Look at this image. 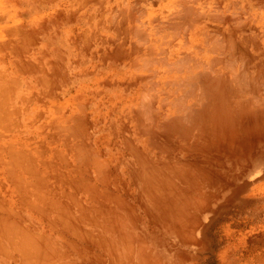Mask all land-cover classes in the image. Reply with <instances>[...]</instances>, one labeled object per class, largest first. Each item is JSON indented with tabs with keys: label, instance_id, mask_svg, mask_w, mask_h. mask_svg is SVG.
I'll return each instance as SVG.
<instances>
[{
	"label": "bare ground",
	"instance_id": "6f19581e",
	"mask_svg": "<svg viewBox=\"0 0 264 264\" xmlns=\"http://www.w3.org/2000/svg\"><path fill=\"white\" fill-rule=\"evenodd\" d=\"M141 1L146 0H116L110 5L113 15L109 12L111 18H107L104 35L96 29L100 37L95 48L100 62L96 72L111 78L105 76L106 79L97 82L101 91L94 89L86 94L90 101H96L97 97L101 100L103 93L109 96L110 103L103 109L95 106L92 112L86 109L88 104L91 105L84 101L86 95L83 100H78L76 92L77 96L73 97L78 98V103H74V113L69 114L61 102L63 106H54L60 111L58 123L54 119L55 122L51 120L49 124L41 121L42 127H37L40 130L36 131L40 132L38 135L42 140H34L32 144L27 137L28 141H18L21 139L17 140L18 135V143L13 139L16 142L13 144L11 138V145L8 142L7 146L3 145L7 148L2 152L8 156H0V168L6 175L0 182V236L3 239L5 236L9 245H13V250L21 257L15 260L21 263L34 259L31 262L35 264L38 261L37 264H147L148 260L160 264L159 260H163L161 256L168 248L166 239L179 243L191 240L213 207L227 204L232 198L250 196L245 193L250 176L264 168V0H164L172 7L171 12L161 18L151 10L143 9L147 5L145 2L141 7ZM238 1L243 2L240 6L244 8L254 5L259 9L258 15L253 11L252 19L245 17H249L245 23V18L238 16L242 12L237 13L240 10ZM62 16L60 13L55 17ZM140 23L148 26L141 27ZM19 29L17 33L21 31ZM160 32L162 35L152 36ZM19 34L22 41L29 37L25 32ZM3 38L0 44L5 43ZM85 40L88 48L90 39L85 37ZM7 44L12 47V43ZM18 46H15L17 54ZM22 46L26 47L22 44L20 48ZM8 49L12 51V48ZM22 52L26 51L23 49ZM19 57L17 62L15 57L12 61L15 66L18 63L24 66V71L26 65L27 68L30 66L28 63L31 67L38 65L25 60L27 57ZM21 59L27 64L23 65ZM36 60L40 59L37 57ZM108 62L113 66L124 62L123 75L127 77L115 79L114 75L118 73L107 72ZM82 65L79 68L86 66ZM31 67L28 68L31 73L37 68L40 70V66ZM118 70L120 72L121 68ZM13 72L17 73L14 69ZM50 72L52 70H48ZM50 77L51 74L46 79L50 80ZM14 79L16 82L17 78ZM46 79H38L41 85L46 84L44 88L50 83ZM51 83L53 87L57 84ZM52 86L50 84L51 88L48 87L49 91L45 90L44 94L52 95ZM7 87L11 86L7 84ZM2 88L1 91L7 89ZM120 95H126L127 100L116 105L113 98ZM71 96H68L70 101ZM50 99L52 101V97ZM88 113L97 117L90 119ZM32 119L37 118L30 121ZM17 124L20 126L21 123ZM43 125H49V131ZM50 142L55 143L54 146H50L53 144ZM15 199L16 205L12 204ZM140 212L153 223L150 226L159 228L158 232L153 231L150 236L138 234L135 215ZM33 216L39 217L37 221L42 220L50 231H54L55 237L47 235L46 238L29 232L30 227L22 228L26 224L22 226L21 223L35 218ZM35 227L32 228L34 231L38 229ZM18 237L21 240L16 241L14 238ZM1 242L0 254L4 256V252H10ZM152 250L160 251L161 255L153 254ZM181 250L178 249L179 253Z\"/></svg>",
	"mask_w": 264,
	"mask_h": 264
},
{
	"label": "rangeland",
	"instance_id": "374dc122",
	"mask_svg": "<svg viewBox=\"0 0 264 264\" xmlns=\"http://www.w3.org/2000/svg\"><path fill=\"white\" fill-rule=\"evenodd\" d=\"M84 1L85 0H83V1L82 0H20V1L19 0H15V1L14 0H0V2H1L0 3V5H1L0 6V12L2 11L3 14L5 13V15H3V16H1L2 13L0 14V30H1L0 31V40L4 37L3 39L5 41V43L0 44V50H2V51H0V59H2V60H0V73L2 74L5 71H7V73L5 72V75L3 74V76L7 75V77H3L2 75H0L1 76L0 84L2 82H4V83H2L3 85L1 84L2 86L0 87V93H1L0 99L3 97V99H1V101H0V102H2V103H0V110H1L0 111V121L3 122V120H4L3 123H0V131H1L0 132V144H1L0 147L2 146L1 147L2 149L0 148V153H2V155H0L1 157H3L4 155L8 156V153L6 154L2 151H6L5 148H7V147H4L3 145H5V146H7L8 144L11 145V143H10L11 141L9 142V140L11 138H12L11 140L14 139L16 142L19 138H21V139H19L18 141H20V140L21 141H23V140L28 141V139H31L33 142L31 140H29V141H31L32 144L34 143V140L36 142H37V140H42V138H41L42 136L40 137L38 135L40 132L37 133V131H36L37 127L41 128L42 122H44L45 124H49V122L51 120L53 123L55 121H56L55 123H58L60 111H57L58 110L57 107H56L57 109H54L55 108L54 106H58V105L63 106L65 104V108L69 111V114H71L74 111V109H76V106L74 103H78V102H76L78 98H79L78 100H83V95L84 96L86 95L85 97L87 98L84 101L91 103V105L90 104L87 105L86 109H89V110L91 109L90 111H92V112L95 111L94 110L95 106L99 105V107L101 106L100 108L103 109L104 105H108L110 103L109 96L108 95L105 96L103 93H101V95H102L101 100L99 99V97L95 98V100L98 103H96V101H94V99L90 101L89 100L90 96L87 97V94H89V92H93L94 89H96L97 92H98V89H99V91H101L102 87H98V85H99L98 83H100V81H101L100 79L103 80V78L105 76H107V78H111L110 75H104V74L100 75L99 72L98 73L96 72L97 68L100 67V65L98 64L99 59H97V57H96V53H95L96 49L95 48L98 46L96 42H98L99 38H100L98 36V33L100 32L102 35H104L103 33L106 30L105 24H106V21L108 20L107 18L108 17L111 18V14L113 15V12L110 11L111 10L110 5H113L114 2H116V0H113V1L112 0H95V2H94V0H92V3H91V0H88V1L86 0L85 4H84ZM100 1H101V3H100ZM107 2H108V4H107ZM145 2H146L147 6H144ZM145 2L143 1L142 4L140 3V6L141 7L144 6L143 9L151 10L153 12V14H155L157 17L160 16L159 18L165 17L167 14H169V12H171L172 6L165 4L164 0H146ZM242 4H243V2H240V1H238V3H237V6H239L240 10H241V11L240 10L237 11L238 10V8H237V10H236L237 13L242 12L240 15L238 13V16H241V18H243V19L247 16H250V19H252V17H253L252 15H254L255 13H256V15H258L259 9L254 7V5H245V8H246L245 9L244 6L243 7L240 6ZM81 5H82V7H80ZM163 5H165V7ZM68 6H70V7H68ZM76 6H78V7H76ZM101 6H103V7H101ZM158 6H159V9H156ZM247 6H250V7H247ZM92 7H93V9L91 10ZM166 7L168 9L167 12H166ZM252 7H253V9H251ZM70 10H71V12H70ZM106 10L108 11V13ZM89 11H91V12H89ZM229 11H233V10L229 9ZM253 11L255 13H253ZM109 12H111V14ZM60 13L63 14V16L61 18H56L55 16L59 15ZM77 13H79V14L76 15ZM90 13H91V15H90ZM98 13L99 14L101 13V14L99 15ZM158 13L160 15H157ZM165 13H166V15H165ZM109 14H110V16H109ZM11 15H13V16H11ZM97 17H98V19H97ZM105 17H106V20H105ZM246 19L248 21L249 17L245 18L244 21H246ZM84 20H85V22H83ZM95 21H96V23H95ZM247 21L245 23H247ZM41 22H43V23H41ZM88 22H91V23H88ZM80 23H82V24H80ZM102 24L104 25L103 26L104 28L102 27V29L104 31L100 28V25H102ZM17 25H18V27H17ZM2 26L4 28H2ZM13 26H14V28H13ZM140 26L141 27H144V26L147 27L148 24L140 23ZM26 27H28V28L26 29ZM19 28H21V31L17 33V31L20 30ZM11 29H12V31H10ZM84 29H86V30L84 31ZM96 29H99V32ZM90 30L94 31L95 33L90 34V32H89ZM7 31H9L10 33H7ZM107 31H108V29H107ZM23 32H25V35L27 34L26 35L27 37L29 36L28 41H30V37H31L34 40L33 41L34 43L32 42V39L30 42L26 41V39H28L26 37H24L25 41L24 40L22 41V38H21L19 33H23ZM55 32H56V34H55ZM81 32H82V34H81ZM6 34H8V35H6ZM65 34H67V35H65ZM92 34H95V36H93ZM160 35H162V32H160L158 34L155 33L152 36L158 37ZM6 36H9V38L5 39V38H7ZM22 36H23V34H22ZM47 36H48V38H47ZM76 36H77V38H76ZM13 37L15 38V41H14ZM85 37L90 39L89 40L90 42H88V43H90V44H88L89 45L88 48H86V46H85L86 44L84 43V41L87 42L85 40ZM18 38L21 40L22 43L19 42L20 40ZM17 39L19 41H16ZM50 39L53 40V41H51L52 43L50 42ZM6 40H9V41H7L8 43H12V47H11V44H7ZM2 41L3 40H1L0 42H2ZM11 41H14V42H11ZM15 42H17L18 44L20 43V45L18 46V44H16ZM23 42H25V43H23ZM15 44L19 47V48L16 47V50H18L19 54H17V51L15 52V46H16ZM22 44L26 45V47L22 46V48L26 52H22L23 49L20 48V46ZM80 44H81V46L82 45L83 46L81 47ZM64 46L66 49L64 48ZM4 47H6L7 49L12 48V51H11V49L7 50ZM92 47L94 48V50ZM39 48H40V50H39ZM13 49H14V51H13ZM61 50H63V51H61ZM67 50H68V52L70 50L72 52L70 51L71 53L70 52L67 53ZM65 51L67 54L64 53ZM35 52H36V54L38 52V54H37L38 56L34 54ZM89 52L91 54H89V56H88ZM18 55L22 56L21 58L24 57V59L27 57V59H25V60H27L28 62L33 61L32 63H34V64L38 63V65L36 64V66L37 67L40 66L39 67L40 70H38V68L36 69V71L32 70V73H35L32 75L31 70L28 69L29 67H31V64L28 63L30 66H28V68H27V65H26L27 61H26V63H24V61H25L24 59H21V60L23 62V65L24 64L26 65L25 66L26 71H24V68H23L24 66L23 67L20 66L21 64H19V63L16 64V66H15V64L12 61L13 60L12 58L13 57H15L14 59L20 58ZM35 56H37L40 60H36L37 57H35ZM66 58H68V59H66ZM17 59L15 60L16 62H17ZM18 62H19V60H18ZM22 62L20 61V63H22ZM88 62H89V64H88ZM42 63H43V65L41 66ZM123 63L124 62H122L120 64H116L115 66H113V64L108 62L107 72L109 74H113L114 72L118 73V74L114 75L115 79L126 78L127 76L123 75L124 71L126 69L125 67L122 66ZM48 64H50V65H48ZM84 64L86 66H84ZM18 65L20 66L19 67L20 71L23 68V70L21 72H19V70H16ZM81 65L84 67L79 68V67H81ZM36 66L33 65V67H31V69L36 68ZM48 66L50 67V69L48 68ZM2 67L3 68L5 67L3 69L4 71H2ZM116 68H118V69L121 68L120 72ZM13 69L15 71H17V73L13 72ZM78 69H81V70L78 71ZM44 70H45V72H44ZM48 70L49 71L52 70V72L48 73ZM53 70L56 72V74L53 73L54 72ZM23 71H24V74H22ZM27 71H29V72H27ZM46 72H47V74H46ZM10 74H11V76L12 75L13 76L11 77ZM50 74H51V77H50L51 81L46 79V78H48V76ZM2 77L7 79V80L6 81H5V79L3 80ZM14 77L17 78V81H16L17 83L15 82L16 79H14ZM31 77H32V79H31ZM52 77H53V79H55L54 81H53V79H51ZM10 78H12V80ZM29 78H30V80H29ZM42 78L46 79V82H50L49 84L47 83L49 86L44 88L43 86L46 84L41 85V83H40L41 81H39V83H38V79L41 80ZM27 79L30 82L32 80L33 82H31V83H34V84H31ZM104 79H106V77ZM8 81L11 83L13 82V83L12 84L8 83ZM43 81H45V80H43ZM51 82H55L53 84L57 83L55 85V87L52 86ZM42 83H44V82H42ZM7 84L9 87L11 86L10 88H12L15 92L14 91H13V93H12V91L10 92V88L7 87ZM37 84H39V88H37L38 87ZM50 84L53 88L52 89L53 91H51V93L54 92V93H52V95L54 94L55 96H52L49 92L47 94H49L50 97H52V101L47 94H44L46 91H49V90H47L48 87H49V89L51 88ZM12 85L15 86V88ZM28 86H29V88H27ZM40 86L42 88H40ZM95 86H97V88H95ZM2 87H6L8 90L4 88V90L1 91ZM31 88L33 90H31ZM79 88H81V90ZM90 88H93V89H90ZM38 89L40 90V92ZM29 90H31L32 92H30ZM90 90H92V91H90ZM109 90H110V88H109ZM6 91H8V92H6ZM5 92H6V94H5ZM28 92H30V93H28ZM41 92L45 96L41 95ZM76 92L78 93L77 94L79 96L78 98L73 97V96H75V97L77 96L75 94ZM79 92H81L82 94ZM11 93H12V95H10ZM21 93H23V96H24V97L22 96L23 98L21 97V95H22ZM31 93H32V95L30 96ZM55 93H57V94H55ZM6 95L8 97H6ZM37 95L39 97L38 99L36 97ZM28 96H30V97H28ZM32 96H33V98H32ZM68 96H71V99H72L71 101H70V99H68L69 98ZM9 99L12 101H10ZM26 99H28V100L26 101ZM40 99H41V102H43L45 100L47 101L46 103L43 102L44 106L42 105V103L40 101H38ZM113 100H115L116 105L117 104L122 105L127 100V96L126 95H120V96L114 97ZM7 101H10V102H8V104H6L7 107H5V103ZM104 101H105V103L103 104ZM27 102H29V103H27ZM61 102L63 105L60 104ZM52 103H54V104L56 103V105L50 106L49 104L52 105ZM27 104H29V105H27ZM23 106H24V108L22 109ZM90 106H92V107H90ZM4 108H6V109L3 110ZM8 108H9V110H8ZM38 108H39V110H38ZM46 110H50V111H46ZM53 110H55L57 112L55 113ZM7 111L9 112V114H7L8 113ZM36 111H39V112H36ZM4 112L6 114H4ZM34 113H35V115H34V117H32V115ZM57 113H58V115H57ZM15 114H16V116H15ZM91 114L92 113H88V117H90V119H94L97 117L96 115L91 117L92 116ZM51 115H55V117L52 118ZM1 116H3V118ZM26 116L28 118L31 117V118H37V119H34V120L32 119L33 121H30L31 118L29 120ZM49 116H51L50 118H52V119H50ZM25 120L26 121L29 120V121L26 122ZM18 122L21 123L20 126L22 128L20 126H18L19 125V124H17ZM39 123L41 124V126ZM34 124H36L38 126H36ZM4 126H5V129H4ZM28 126H30V127H28ZM43 126H45L44 129L48 130L49 125H43ZM6 128H8V129L6 130ZM49 128H50V126H49ZM37 130H40V129H37ZM21 131L23 133H21ZM18 135H19V137H18ZM21 136L22 137L24 136L25 139H24V137L22 138ZM16 138H17V140H16ZM48 138H50V137H48ZM15 141L12 143L13 144L16 143ZM6 142H8V144ZM50 143H53V142H50ZM54 144L55 143L49 144V145L54 146ZM57 145H59V143H56V146ZM2 171H4V169L0 168V182H1V180L6 179L5 178L6 177L5 171H4V173ZM0 192H2V188H0ZM245 193L246 194L248 193V195L249 194H251V195L246 196L245 198H243V196L238 198V199L232 198L230 200V202H228L227 204L226 203L223 205L220 204L217 208L213 207V210H212L213 213L211 212V214L207 215V217H205L204 219L202 218L203 219L201 222L202 225L193 234V237L191 240H189L187 242L184 241L182 243H179L177 240L169 239L170 241H168L166 239L165 244H166V247H168V248H166L167 250H165L163 252V256H161V257H163L162 258L163 260H159L160 264H264V168H261L256 175L250 176L249 184H248L247 189L245 190ZM128 201L132 202L131 200H128ZM16 203H17V200L15 201V203L12 202V204H14V205H16ZM138 211L139 210L137 209V212ZM137 215H135V223L136 222L138 223V229H137V230H139L138 234L150 236V235H152L151 232H153V231L158 232L159 228L150 226L153 223L150 221L148 222L146 219V216L145 215L143 216L142 212L138 213ZM33 217H35V218L28 219L29 221L27 220V221H24L23 223H21L22 226L24 224H26L22 228H24L26 226L25 229H28V227H30L29 232L32 231V232H34L33 234H35V235L46 236V238H47V235H48V237H49V235L52 238L55 237V232L54 231L52 232V230L50 231L49 228L46 227V225L44 224V222L42 220L37 221V219H40L39 217H37V216H33ZM137 218H140V219H137ZM143 219H144V221H143ZM41 222H42V224H40ZM140 223H141V225H140ZM43 224L45 225L44 227H43ZM32 226L33 227L36 226L35 228L36 229L38 228V229L36 231H34L32 229L33 228ZM40 227H42V228L40 229ZM145 227H147V228H145ZM150 227H152V228H150ZM22 228L20 227V229H22ZM128 230H130V228ZM140 231H142V232H140ZM47 232H49V234ZM162 235H163V233L161 234V236ZM1 236H0V240L4 241V242H1V241L0 242L3 243V245L5 244L4 245L5 248L8 247L7 251H9L10 253H8L7 251L6 252L10 255L13 253L14 255H11V256H13V257L15 256V257L14 258L11 256L6 257V255H8V254H5V252H4L5 257L0 254V264H18L17 262H19V260H15V258L18 259V257H20V256H18V254H16V251L13 250L14 249V248H12L13 245L12 244H11V246L9 245L10 242L8 241V239L6 241V237L4 236V239H3V236L2 237ZM194 238H196V240ZM14 239L16 241H18L20 238L18 237V239H16V238H14ZM193 239L195 241H192ZM170 243H171V245H170ZM6 244H8V246ZM9 246L11 247V249L9 248ZM151 248H152V246H151ZM169 248H171V249L169 250ZM2 249H4L3 246H2ZM178 249L181 250L180 251L181 253H179ZM152 253L153 254L159 253L161 255L160 251H157V250H156V252H154L152 250ZM11 258H12V260H11ZM175 258H176V260H175ZM31 261H34V259ZM31 261L26 260V264H33V263L35 264V262H31ZM40 262H41V260H40ZM37 263H39V261ZM154 263L157 264V262L155 260H150V262L148 260V262H147V264H154Z\"/></svg>",
	"mask_w": 264,
	"mask_h": 264
},
{
	"label": "crops",
	"instance_id": "0c3cea01",
	"mask_svg": "<svg viewBox=\"0 0 264 264\" xmlns=\"http://www.w3.org/2000/svg\"><path fill=\"white\" fill-rule=\"evenodd\" d=\"M22 262H24V263H21V261H19V263H21V264H26V263H25V262H26V260H24V261L22 260Z\"/></svg>",
	"mask_w": 264,
	"mask_h": 264
}]
</instances>
